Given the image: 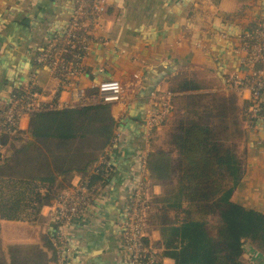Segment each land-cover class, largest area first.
Instances as JSON below:
<instances>
[{"label": "crops", "instance_id": "obj_1", "mask_svg": "<svg viewBox=\"0 0 264 264\" xmlns=\"http://www.w3.org/2000/svg\"><path fill=\"white\" fill-rule=\"evenodd\" d=\"M106 6L105 21L98 34L107 39V44L93 46L83 60L84 71L60 85L46 67L35 64L33 56L45 40L62 32L73 0H0V102L23 86L31 72L36 74L37 88L43 89L47 105L71 102L74 107L80 90L92 95L103 80H119L124 89L120 103H108L115 128L121 132V143L113 158L115 175L108 184L109 200L100 211L99 220L103 221L72 230L80 243L79 253L70 264H123L114 257L117 233L112 221L119 212L131 163L141 145L148 94L156 87L171 90L174 77L196 79L203 98L211 92L222 94L221 91L232 97L238 121L233 128H243L244 174L230 199L264 213V121L246 118L247 90L230 91L223 87L225 75L245 73L234 48L245 28L257 18L264 19V0H106ZM175 93L172 115L165 126L154 132L151 142L152 151H169L173 158L177 151L166 135L170 139L173 117L184 113L181 102L191 96L182 90ZM21 126V140H9L4 147L8 157L14 146L29 137L25 134L29 119L23 120ZM74 175L75 172L67 178L58 176L56 182L65 186ZM144 180L149 196L162 193V185L150 178L149 170ZM52 200L38 207L35 218L0 219V264H11L8 247L17 244L36 245L50 258L44 241L49 240ZM160 240L158 228L148 224L146 245L163 264H174L173 259L162 255ZM243 259L249 264H264V252L246 243ZM50 263L55 264L54 259Z\"/></svg>", "mask_w": 264, "mask_h": 264}, {"label": "trees", "instance_id": "obj_2", "mask_svg": "<svg viewBox=\"0 0 264 264\" xmlns=\"http://www.w3.org/2000/svg\"><path fill=\"white\" fill-rule=\"evenodd\" d=\"M170 88L196 91L201 84L174 77ZM212 96L201 118L182 115L175 120L169 136L176 158L162 149L147 158L150 178L163 191L149 196L146 229L148 224L158 228L162 255L174 264H249L243 259L246 243L264 252V213L230 199L244 174V158L233 144L243 130L226 122L231 118L237 124L233 99ZM115 125L108 103L31 114L29 137L0 163V219L35 218L38 207L61 188L57 177L86 172L109 143ZM9 140L21 138H0L3 144ZM91 181L92 189L103 185L98 176ZM44 246L50 258L36 245H11L10 263L51 264L55 253L47 238Z\"/></svg>", "mask_w": 264, "mask_h": 264}, {"label": "built area", "instance_id": "obj_3", "mask_svg": "<svg viewBox=\"0 0 264 264\" xmlns=\"http://www.w3.org/2000/svg\"><path fill=\"white\" fill-rule=\"evenodd\" d=\"M106 10V0H73L66 26L62 32L53 34L40 45L33 56L35 64L46 67L60 85L80 75L84 71L83 60L90 49L98 44H107V39L98 34L103 27ZM238 40L239 45L234 52L240 55L245 73L225 75L223 87L230 91L247 90L246 118L264 121V19L257 18L239 34ZM95 91L92 95H86L80 90L76 106L120 103L123 100L124 89L116 79L99 82ZM44 95L43 89L37 88L36 74L31 72L23 86L11 91L0 102V138L3 135L13 138L22 134L21 122L28 120L35 112L72 105L71 102H64L62 106L60 103L47 105ZM175 95L170 89L158 87L148 94L141 145L131 163L119 212L112 221L117 233L114 250L117 263L163 264L145 243L149 192L144 176L148 172L147 158L152 152L153 134L170 119ZM25 134L28 136L27 132ZM120 143L121 132L119 128H114L113 136L98 159L86 172H75L70 183L55 193L48 213L51 227L48 236L55 253V264H70L79 253L80 239L72 232L75 227L86 229L102 224L100 211L109 200L108 184L115 175L113 158L119 153ZM5 146L0 141V161L8 156L4 154ZM93 176H98L103 185L92 189Z\"/></svg>", "mask_w": 264, "mask_h": 264}, {"label": "rangeland", "instance_id": "obj_4", "mask_svg": "<svg viewBox=\"0 0 264 264\" xmlns=\"http://www.w3.org/2000/svg\"><path fill=\"white\" fill-rule=\"evenodd\" d=\"M188 92H189L188 94H191V96L185 98V101L182 100V102H181L182 106H184V113L183 114L179 113L175 116V118L173 117L170 130L172 128H175V125H174L175 120L177 118H180L182 115L187 116L186 118H201V112L204 111V109L210 107L211 104L213 103V102H211V98L213 97L212 95H218V96L220 95L221 96L224 93V91H221L222 94H219V92H214V93L211 92L208 94V96L203 98V97H201L202 96L201 89L196 90V91H188ZM241 118L244 119V115L241 116ZM213 120H215V119H213ZM215 122H216V120H215ZM226 122L228 123L229 126H231L233 128V124L231 123L232 122L231 118H229ZM237 123H238V121H237ZM238 126H239V124H238ZM167 135H166V138L170 142V139ZM242 135H243V133H242ZM243 141H244L243 136H240V135H236L233 139V144L236 145V149H237L239 154L242 153L241 150L243 147H241V146H243V144H244ZM66 178H67V176H66ZM66 185L67 184H65V186ZM62 187H64V186H61V188ZM28 251L29 250H25V252H28Z\"/></svg>", "mask_w": 264, "mask_h": 264}]
</instances>
